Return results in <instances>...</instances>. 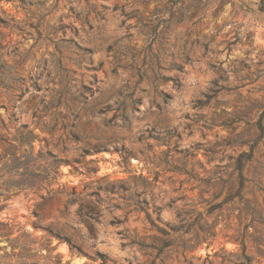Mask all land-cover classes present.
I'll use <instances>...</instances> for the list:
<instances>
[{
	"label": "rangeland",
	"instance_id": "obj_1",
	"mask_svg": "<svg viewBox=\"0 0 264 264\" xmlns=\"http://www.w3.org/2000/svg\"><path fill=\"white\" fill-rule=\"evenodd\" d=\"M0 18V264H264L259 0Z\"/></svg>",
	"mask_w": 264,
	"mask_h": 264
},
{
	"label": "trees",
	"instance_id": "obj_2",
	"mask_svg": "<svg viewBox=\"0 0 264 264\" xmlns=\"http://www.w3.org/2000/svg\"><path fill=\"white\" fill-rule=\"evenodd\" d=\"M20 2H22V0H19ZM259 10L264 14V0H259ZM11 21H13V19L11 18ZM0 24L6 26L7 22L5 19L0 18ZM38 27V24L36 26L33 27L34 30H36ZM257 130L259 132V137H262L263 134V126L261 124V119L259 118L257 121ZM28 135H30V139H32L31 137V133L28 132ZM52 158H55L54 156H51ZM243 158V159H242ZM251 159V152L249 153H243L239 156L237 162H236V167L235 169L239 172V176L242 178L241 176V170L243 165L250 161ZM239 258L241 259V261L238 264H250L251 262V258L245 254V249L242 246V254L239 256Z\"/></svg>",
	"mask_w": 264,
	"mask_h": 264
},
{
	"label": "bare ground",
	"instance_id": "obj_3",
	"mask_svg": "<svg viewBox=\"0 0 264 264\" xmlns=\"http://www.w3.org/2000/svg\"><path fill=\"white\" fill-rule=\"evenodd\" d=\"M62 251H63V252H66L67 250L63 247V248H62Z\"/></svg>",
	"mask_w": 264,
	"mask_h": 264
}]
</instances>
